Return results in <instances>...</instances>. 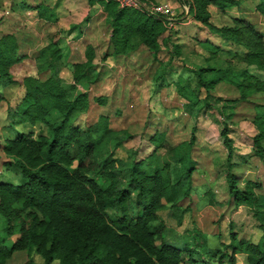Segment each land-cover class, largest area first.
<instances>
[{
    "label": "trees",
    "instance_id": "1",
    "mask_svg": "<svg viewBox=\"0 0 264 264\" xmlns=\"http://www.w3.org/2000/svg\"><path fill=\"white\" fill-rule=\"evenodd\" d=\"M98 1L106 11L109 26L102 59L138 50L140 45L152 53L159 50V38L168 31L163 14L119 6L114 0ZM176 1L188 5L187 12L208 30L242 44L244 50L239 59L262 72L254 73L245 66L231 72L230 65L196 69V80L205 89L228 79L238 91L237 99L249 104L254 126L250 136L252 153L262 157L264 33L241 16L237 18L239 22L231 25L217 26L209 20V2L223 9L238 6L240 0ZM241 21L251 30L246 37L242 36ZM169 44L178 57L177 44ZM18 47L16 33L0 35V84L22 86L20 99L7 106V115L14 123L30 125L27 129H14L2 144V150L17 166L19 180L0 181V215L4 222L0 264H6L16 249L37 253L44 264L52 260L57 264H210L213 257L219 263H233L238 252L245 254L246 264H264V243L238 236L233 230H229L228 241L220 243L222 248L207 246L197 235L192 245L162 237L164 223L158 219L157 210L165 205L188 208L180 203L192 195L193 160L165 140L163 132L154 131L149 138L154 146L148 155L150 160L142 163L131 159L123 172L122 160L114 157L111 149L130 134L122 135L123 129L111 127L107 114L100 113L84 126L76 123L78 115L87 108L86 86L96 80L93 45H85L84 60L70 63V82L58 75L60 50L52 42L34 55L39 67L49 69L46 76L14 77L12 69L23 57L17 53ZM204 72L211 76L205 78ZM77 83L82 84L81 88L76 87ZM175 89L185 99L187 110L198 101L197 93L186 83H176ZM95 101L101 103L102 98L96 96ZM37 124L41 126L34 131L31 126ZM228 129L224 125L219 131L226 154L217 162L224 172L227 193L234 204L250 205L254 214L257 209L264 212V194L255 191L260 184L245 178L239 185V177L231 170L234 161L230 158L232 142ZM190 131L185 142L188 148L194 139L192 127ZM159 147L168 150L180 166L173 168L168 162L156 161L153 153ZM109 209L116 211V217L110 218ZM257 218L264 236V216ZM4 238H9V242L5 243Z\"/></svg>",
    "mask_w": 264,
    "mask_h": 264
},
{
    "label": "rangeland",
    "instance_id": "2",
    "mask_svg": "<svg viewBox=\"0 0 264 264\" xmlns=\"http://www.w3.org/2000/svg\"><path fill=\"white\" fill-rule=\"evenodd\" d=\"M145 1L150 4L164 5L166 3L169 8L168 16L173 21L172 25L167 27L168 31L164 32L165 35L159 38L161 42L159 50L152 53L151 50L140 45L136 50L138 53H130L126 58L121 57L112 62L104 60L106 62L101 63L99 59L96 62L99 75L94 82L86 86L87 108L78 115L76 123L84 126L86 123L95 121L100 113L107 114L111 127L123 129L122 135L130 134L118 146L111 149L112 155L122 160L120 167L123 172H126L125 166L131 159L141 160L142 163L150 160L148 155L154 146L149 138L154 131L163 132L165 140L176 145L180 153L190 155L195 166L191 172L192 195L190 198H184L180 203L181 207L184 208L187 205L188 208L173 209L171 205H165L157 210L158 219L164 223L162 237L173 242H186L192 245L194 236L197 235L206 244L222 248L220 242L216 243L215 237L227 240L228 231L232 228L238 236H246L252 240L258 239L259 242L261 240L263 241L261 243H264L257 218V215L264 216V212L257 209L256 215L250 205L234 204L229 200L224 172L219 170L217 163L223 160L226 154L219 134L220 129L226 125L229 128L228 135L232 136L233 155L231 154L230 158L235 160L231 170L239 177V185L243 184L245 178H253L255 182L263 183L260 179L264 180V168L256 155L252 153L251 147L250 136L254 132V126L250 120L252 110L246 101L237 99L238 91L228 79H223L207 89L199 85L196 80V69L205 65L218 67L230 65L231 72H236L245 66L247 70L254 73L262 74V72L254 65H247L239 59L240 52L244 50L242 44L228 41L225 44L222 42L223 49L215 50L209 45L205 47L201 42L205 31H197L196 27L207 28L200 21L202 25L195 23L198 20L192 17L191 12H187L188 5H180L176 0ZM243 5L240 2L236 7L239 9ZM206 6L211 9L209 20L212 23L235 24L240 20L237 18L241 14L238 10L235 11V6L227 8V13L223 12V14L211 2ZM183 20L186 21L184 25L181 24ZM252 20L257 19L252 18ZM175 24H180L182 27L179 37H173L174 29L168 35ZM241 24H243L242 36L246 37L251 30L244 22L241 21ZM259 30L264 33V29ZM179 38L182 40L181 43L176 41ZM213 39L219 41L215 35L211 34L208 41ZM169 43L177 44L178 57ZM131 54L133 55L129 56ZM18 71L19 66L12 69L14 75ZM203 76L208 78L211 73L204 72ZM229 78H232V75ZM176 83H186L187 88L197 93L198 101L191 106L190 110H187L185 106V99L176 92ZM81 86L82 84H76L77 88ZM4 93L13 101L17 98L19 90L12 84L5 87ZM94 96L102 98L103 102L95 101ZM2 109L0 107V112ZM4 122L1 112L0 128ZM16 126H20V123ZM40 126V124L35 125L33 130L36 131ZM191 127L194 139L191 147L188 148L185 142L190 135ZM153 155L159 163L168 162L173 168L180 166L174 156L162 147L157 148ZM2 162H9L13 166L4 167ZM0 170L1 179H7L10 182L19 180L17 166L4 153L0 156ZM125 181L126 178L123 179V182ZM255 191L264 192V187L260 189L256 186ZM108 214L110 218L117 215L113 209H109ZM3 224V218L0 215L2 235ZM191 253L196 256L194 252ZM12 257L13 264H25L26 261H29L28 264H43L37 253L28 252L26 249L16 251ZM49 264H57V261L52 260ZM210 264L220 263L213 257L210 259ZM222 264L229 263L224 261ZM234 264H246L244 255L236 254Z\"/></svg>",
    "mask_w": 264,
    "mask_h": 264
},
{
    "label": "crops",
    "instance_id": "3",
    "mask_svg": "<svg viewBox=\"0 0 264 264\" xmlns=\"http://www.w3.org/2000/svg\"><path fill=\"white\" fill-rule=\"evenodd\" d=\"M240 2L241 4H244L243 7L238 9L237 8L238 6L237 7L235 6L234 8L235 11L237 12L238 10V13L241 14V17L246 22L251 24L253 27L257 29H264V0H240ZM246 6H248L249 8L248 9L245 8ZM230 7H234V6H230ZM227 8L229 7L219 9V11L222 14L223 12L227 13ZM207 9L208 11H211L209 7H207ZM252 18H256L257 20H252ZM185 23L186 21L184 20L181 22V24L183 25ZM195 23H198V25H202L200 24L201 22L199 23V21L198 22L195 21ZM213 24L220 26V25H231L232 23L224 22V24H216V23ZM181 28L182 27L180 24L178 25L175 24L174 27L170 30V33H168V35L171 34V31L174 29L175 31L172 33L173 37H179L180 35L179 31L181 30ZM196 28H198L197 31L199 30L205 31L202 38L197 37L198 39L201 38V42L204 44L205 47L208 45L210 47H212L211 45H216L220 49H223L222 42L224 44L225 42L228 41L231 42L230 40L224 39L222 36L218 35L213 31L204 29V26L202 28L200 27H196ZM108 29L109 26L108 23L106 22V11L103 9L102 4L98 0H0V35L3 33H16L17 40L19 42L17 53L23 55L18 65L19 71L15 75L14 72H12L14 77H21L26 74L36 75V76H46L49 72V69L47 68L46 70H44L41 67H39L38 63L35 60L34 55L37 53L36 51L40 47L51 42L57 45V47L60 50V57H59L60 66L58 69V75L63 79H65L66 81L71 80L70 63L84 60V48L86 44H91L94 46L95 56L93 60L95 63L96 72L98 71L96 62L99 59L101 60L100 63L106 62L104 60L112 62V61H116L121 57L126 58L127 55L130 53L137 52L136 50H133L118 55H109L106 58L102 59L100 56L107 42ZM164 32L166 33L167 31L165 30ZM164 32L161 34V36L165 35ZM194 34L193 36L196 35ZM211 34L215 35V38H217L219 41H215L214 39L209 40V43L211 44L210 45L209 43H207V41H208V37H210ZM193 40L195 41V38H193ZM176 41L181 43L182 40L181 38H179V40ZM132 55L133 54L129 56ZM28 61L30 62L28 63ZM16 67L17 66H15V68ZM97 75H99V72H97L96 77ZM12 84L14 86H17L19 90V94L17 98H15V100L13 101L10 100L9 96L4 93L5 87ZM21 95H22L21 85L12 82L0 84V107L3 108L1 112L3 119L5 120L4 124H2L0 128V133H2L1 134L2 137L0 139V156H2L3 153L4 155L6 154L2 150V144L5 143L8 137L12 136L14 129H18L20 128V126L22 127V129H27L30 127V125L25 124V122L24 123L20 122V126H16L19 125V123L12 122L9 116L7 115V106L14 105L20 99ZM34 126L35 125H32L31 127L33 128ZM9 130H11L10 133ZM5 132H7V134ZM257 158L259 160V163L263 165L264 168V154L262 157H257ZM231 161H235V160H231ZM1 164L4 167L13 166L9 162L6 163L2 162ZM249 179L255 180L253 178H249ZM260 180L263 181V183L262 182L259 183L260 184L259 188L262 189L264 187V180L263 179ZM0 181H8V180L0 178ZM260 194H264V192H261ZM229 200L231 199L229 198ZM258 228L260 229V235H262V239H263L264 238L263 231L260 227L259 222H258ZM230 230L233 229L231 228ZM1 236L3 235L0 233V238ZM215 238H216V243L227 242L229 239V238L227 240L224 238L219 239L218 236ZM3 240L4 242L5 240L7 242L9 241V238H4ZM249 240L253 242H259L258 239L252 240L249 238ZM261 242L263 241L260 240L259 243ZM206 245L209 247H217V246H213V244H208V243ZM19 250L21 251L25 249L14 250L6 264H13L12 262L13 253ZM236 254H243L245 258V254L242 252H238ZM28 262L29 261H26L25 264H28ZM234 262L229 264H234Z\"/></svg>",
    "mask_w": 264,
    "mask_h": 264
},
{
    "label": "built area",
    "instance_id": "4",
    "mask_svg": "<svg viewBox=\"0 0 264 264\" xmlns=\"http://www.w3.org/2000/svg\"><path fill=\"white\" fill-rule=\"evenodd\" d=\"M119 6H126V7H133V8H140L144 9L148 12H156L163 14L166 19V26L169 27L172 25L173 21L172 19L168 16L169 13V8L167 7V4L165 3L164 5L155 3V4H150L145 3L142 0H114Z\"/></svg>",
    "mask_w": 264,
    "mask_h": 264
}]
</instances>
